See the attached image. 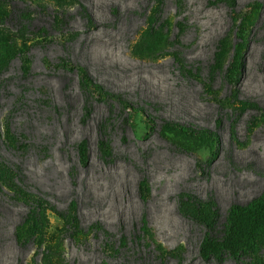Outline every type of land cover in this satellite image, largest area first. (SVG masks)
Wrapping results in <instances>:
<instances>
[{
	"label": "rangeland",
	"instance_id": "1",
	"mask_svg": "<svg viewBox=\"0 0 264 264\" xmlns=\"http://www.w3.org/2000/svg\"><path fill=\"white\" fill-rule=\"evenodd\" d=\"M217 1L13 0L31 11L33 33L27 75L18 59L0 75V264H217L199 256L204 230L183 217L178 197L209 202L220 231L231 205L264 189V0H234L232 9ZM252 2L260 13L237 83L228 85L233 27ZM155 8V39L145 46L153 59L139 60L131 48ZM62 60L109 97L87 98ZM117 97L133 111H122ZM82 140L85 168L75 150ZM260 237L255 253L220 264H264Z\"/></svg>",
	"mask_w": 264,
	"mask_h": 264
},
{
	"label": "trees",
	"instance_id": "2",
	"mask_svg": "<svg viewBox=\"0 0 264 264\" xmlns=\"http://www.w3.org/2000/svg\"><path fill=\"white\" fill-rule=\"evenodd\" d=\"M217 2H223L229 9H232L235 5L234 0H218ZM156 3L160 4V0H157ZM213 3H216V1L210 2V4ZM4 8L6 9L5 12H0V75L8 69L13 60L18 59L20 63V74L26 76L29 71V61L26 58V54L30 48V46L26 45L28 41L26 36L33 33V31L30 30L33 21L31 11L28 10V7H24V9L18 8L13 0H6L4 2ZM260 9V3L252 2L247 11L241 15L237 24L233 27V43L230 46L231 58L230 62L226 64L223 73V79L228 85L237 83L238 76L242 69V57L246 50L247 36L258 19ZM80 10L81 12H84V8L81 7ZM152 11L153 12L151 14L149 13L146 18V29L141 30L140 33H138V38L134 41L131 48V54L139 60L150 61L153 59L152 49H145L146 45L152 47L151 41H154L155 39L153 37L154 33L152 28L150 27L155 23L154 17L157 8ZM112 12L115 14V10ZM65 15L66 10L55 11L53 16L54 24L57 26L60 25L63 16ZM84 15L87 23L91 24V20H89L88 16L86 14ZM40 34L43 35L44 31L41 30ZM161 37L164 36L161 35ZM15 40L20 41L21 46L19 48L15 46ZM223 47L224 42H220L216 48V58L211 66L215 71L220 69L219 60L224 53ZM155 52L157 54L160 53L158 51ZM171 57L178 65L180 71L184 75L188 74V72L183 69V65L177 57V54L172 53ZM58 67L67 73H75L77 75L80 86L87 90V92L85 91V96L87 98L93 94L101 95L102 97H109V95L103 93L101 89L89 79L84 69L71 66L65 60L60 61ZM113 99H115L116 104L122 111L126 109L133 111V108H131L124 100L118 97ZM247 105L251 108L256 107L253 103H247ZM174 127L191 134H205L216 141V137L206 131L195 132L188 127L178 125H175ZM97 146L101 153L103 149L102 142L99 141ZM75 150L78 165L85 168L88 160L86 142L84 140L78 142L75 146ZM104 159H106V157ZM6 186L14 191V188L10 187L9 184H6ZM18 197L22 200L27 199V196L20 193L18 194ZM178 203L183 217L194 224L200 225L204 230L198 244L199 256L203 261H213L217 264L222 263L226 259L239 261L243 256L249 253H255L259 250L260 244L263 242L260 234L264 233V189L257 198L243 206L231 205L226 211L220 231H217L216 228V211L211 208L209 202H200L188 194H181L178 197ZM36 209L37 208L34 207V211H32L28 217V219L30 218L31 223H27V229L31 230L30 236L32 237L35 236L38 231ZM62 217L67 219L69 216ZM71 223H73V219ZM17 234H19V231L17 232L16 230L17 240H21V236ZM253 264L260 263L254 262Z\"/></svg>",
	"mask_w": 264,
	"mask_h": 264
}]
</instances>
